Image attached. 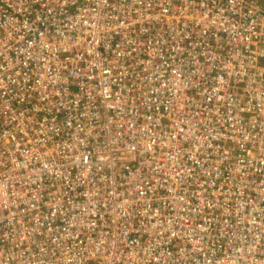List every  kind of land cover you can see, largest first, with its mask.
<instances>
[{
  "label": "built area",
  "instance_id": "obj_1",
  "mask_svg": "<svg viewBox=\"0 0 264 264\" xmlns=\"http://www.w3.org/2000/svg\"><path fill=\"white\" fill-rule=\"evenodd\" d=\"M0 264H264V0H0Z\"/></svg>",
  "mask_w": 264,
  "mask_h": 264
}]
</instances>
